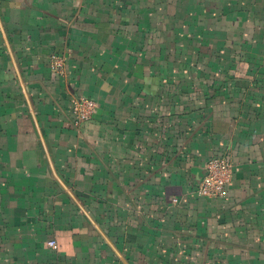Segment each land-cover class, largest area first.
<instances>
[{"label": "crops", "instance_id": "crops-1", "mask_svg": "<svg viewBox=\"0 0 264 264\" xmlns=\"http://www.w3.org/2000/svg\"><path fill=\"white\" fill-rule=\"evenodd\" d=\"M0 264H264V0H0Z\"/></svg>", "mask_w": 264, "mask_h": 264}, {"label": "built area", "instance_id": "built-area-1", "mask_svg": "<svg viewBox=\"0 0 264 264\" xmlns=\"http://www.w3.org/2000/svg\"><path fill=\"white\" fill-rule=\"evenodd\" d=\"M50 67L55 72L63 73L65 68L64 58L61 55L53 54ZM96 108V101L89 97L79 96L74 98L70 108L73 124L76 125L92 118ZM233 174V164L227 155H212L204 164V173L194 190L196 196L207 200L224 197L232 182ZM54 243L53 240L49 241L51 246Z\"/></svg>", "mask_w": 264, "mask_h": 264}]
</instances>
